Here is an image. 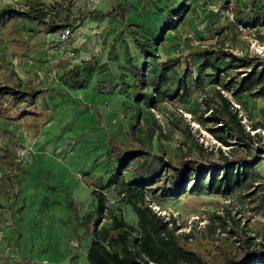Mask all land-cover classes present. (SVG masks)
Instances as JSON below:
<instances>
[{"label": "rangeland", "instance_id": "374dc122", "mask_svg": "<svg viewBox=\"0 0 264 264\" xmlns=\"http://www.w3.org/2000/svg\"><path fill=\"white\" fill-rule=\"evenodd\" d=\"M188 2L190 11L184 20L162 32L161 20L173 0L147 4L98 0L94 5L86 0H0V8L10 5L47 12L44 19L18 21L35 45L31 52L13 47L0 31V83H21L26 90H37L38 107L31 109L43 110L47 120L38 131L29 119H0V152L15 153L24 166V171L11 177L0 168V264H90L87 252L95 217L88 227L81 223L96 208L93 191L101 189L117 168L109 148L115 137L126 139L130 146L136 143L147 150L152 146L153 153L174 163L235 161L240 152L250 151L261 156L254 163V175L248 177L249 188L240 185L229 194L207 187L193 190L194 180L189 178L183 193L173 194L167 179L166 186L162 181L148 196L179 240L191 247L201 241L225 240L241 250L240 238L247 236L250 252L264 249V97L246 93L234 97L232 90H222L229 78L222 74L217 80L191 53L223 50L264 63V33L247 36L240 27L229 26L234 10L245 0ZM107 14L111 16L104 18ZM46 24L61 28L48 30ZM69 27L72 32L63 42L60 32ZM147 42L160 60L181 58V72L186 68L190 88L184 99L155 106L142 102V116L136 122L133 73L146 61L139 43ZM84 61L91 63L83 67L86 87L74 89L70 70ZM2 74L12 80L4 81ZM54 89L69 95L60 97ZM217 90L240 106L241 121L253 136L251 150L213 121L204 100L213 98ZM155 164L150 155L135 159L124 171L126 180L137 181ZM168 169L162 172L164 179ZM103 192L107 211L100 227L109 226L112 214L121 208L128 222L137 223L118 187Z\"/></svg>", "mask_w": 264, "mask_h": 264}, {"label": "trees", "instance_id": "16d2710c", "mask_svg": "<svg viewBox=\"0 0 264 264\" xmlns=\"http://www.w3.org/2000/svg\"><path fill=\"white\" fill-rule=\"evenodd\" d=\"M144 1L147 4L153 0ZM188 1L190 0H173L171 8L161 20L160 31L174 29L184 20L190 11ZM238 6L234 10V22H230L229 26L264 27V0H245ZM46 15L47 12L43 10L27 11L10 5L3 6L0 8V31L6 34L13 47L31 52L35 50V45L26 38L18 21L21 18L40 20ZM110 16L107 14L104 18ZM46 25L49 27L48 30L52 31L61 28L60 25ZM34 31L40 35V30ZM160 40L161 38L158 42ZM139 45L146 56V61L141 69L135 68L133 73L135 84L132 87L137 93L133 107L136 122H139L142 116V102L155 106L164 100L184 99L190 88L185 73L186 68L183 73L181 72V58L170 57L160 60L159 54L151 50L150 42ZM191 53L201 60L204 68L211 69L212 75L217 80H220L222 74L229 78L223 83L222 90H232L234 97L245 93L264 97V63L255 64L254 58L248 55L238 56L223 50L201 49ZM84 66H91V63L84 61L83 65H77L70 70V76L74 81L71 87L74 89L80 90L86 87ZM230 73L232 77L229 76ZM1 76L6 82L12 80L7 74ZM238 77H240L239 81H237ZM222 90H217L213 98L204 100L207 110L210 111L213 121L221 124L220 127L226 130L229 136L235 137L241 146L251 150L253 136L247 132L242 123L239 108L234 106L230 97ZM54 91L60 97L69 95L61 90L54 89ZM38 97L37 90H26L21 83L16 85L0 83V119H29L33 127L39 131L46 125L47 120L44 119L43 110L31 109L38 107ZM22 103H26V106H22ZM131 142H135L134 139ZM109 148L117 168L108 182L100 187L101 189L93 191L97 202L96 208L86 215L81 223L88 227L95 217L93 237L87 252L90 264H256L259 261L264 264V249L250 252L247 236L240 238L241 250L234 248L225 240L201 241L196 248L185 241H180L169 226L170 223L153 209L148 196L149 190L157 189V186L167 179L171 180L170 190L173 194L183 193L189 178L194 180L193 190L207 187L211 191L229 194L240 185L249 188L251 184H247L248 177L254 175L256 166L254 163L258 161L256 163L258 164L261 156L250 151V154L240 152L241 155L238 156L239 159L237 158L239 161L228 158L223 162L190 159L174 163L166 160L165 156L159 153H153L152 146L148 150L136 143L130 146V143L122 137L111 139ZM149 155L156 160V164L141 173L137 181L126 180L124 171L131 162ZM22 165L15 153L8 150L0 152V168L4 176L11 177L15 172L24 171ZM166 167L169 169L164 179L162 172ZM166 183L165 181L163 185L166 186ZM112 185L120 189L122 200L132 206L138 217L136 224L124 218L121 208L112 214V223L109 226L100 227L104 213L107 211V197L103 190Z\"/></svg>", "mask_w": 264, "mask_h": 264}, {"label": "built area", "instance_id": "2783aa9c", "mask_svg": "<svg viewBox=\"0 0 264 264\" xmlns=\"http://www.w3.org/2000/svg\"><path fill=\"white\" fill-rule=\"evenodd\" d=\"M91 5H94L98 2V0H86ZM241 31L247 36H255L257 33H264V27H246L240 26ZM72 32V28L62 29L60 32V40L66 42ZM237 107H240L239 105Z\"/></svg>", "mask_w": 264, "mask_h": 264}]
</instances>
